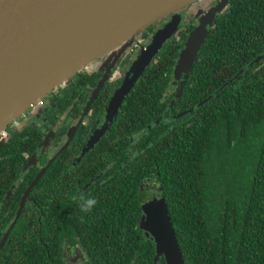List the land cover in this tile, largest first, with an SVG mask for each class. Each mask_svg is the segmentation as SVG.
<instances>
[{"label": "trees", "instance_id": "16d2710c", "mask_svg": "<svg viewBox=\"0 0 264 264\" xmlns=\"http://www.w3.org/2000/svg\"><path fill=\"white\" fill-rule=\"evenodd\" d=\"M224 27L222 37L219 31ZM232 29L223 19L203 43L171 112L193 109L185 122L166 130L117 179L106 182L105 194H91L97 200L94 209L75 214L72 226L61 229V241L80 235L90 264H152L145 252L156 253L155 245L139 227L141 199L146 196L140 193V184L147 178L162 187L185 264H264V56L199 106L264 54L246 49L243 36L232 40ZM164 50L170 58L165 69L153 63L145 70L116 124L129 113L134 92L139 100L140 92L172 88L177 51L170 43ZM11 147L10 141L0 143V156L24 159L23 154L7 152ZM46 225L45 246L38 249L29 239L20 243L25 252H43L42 262L25 260L28 264H52L54 243L47 239L52 238L53 227ZM22 260L1 257L0 264ZM158 264H166L163 257Z\"/></svg>", "mask_w": 264, "mask_h": 264}, {"label": "flooded vegetation", "instance_id": "af4514ba", "mask_svg": "<svg viewBox=\"0 0 264 264\" xmlns=\"http://www.w3.org/2000/svg\"><path fill=\"white\" fill-rule=\"evenodd\" d=\"M195 4L200 7V14L190 12L191 6L179 10L178 32L166 41L150 66L157 63L159 68L165 69L170 58L164 47L170 43L177 51L175 67L188 35L209 9H216L217 13L206 39L225 19L233 28L232 40L237 35L243 36L241 40L245 41L246 49L264 52V0H196ZM171 19L172 16L165 18L144 30L141 33L143 43L138 42L139 47H135L136 41L127 43L121 55L114 58L103 56L88 69L78 72L26 111V118L21 115L15 124L11 122L0 133V143L10 141L12 144L7 152L18 157L24 155V159L0 156V258L22 257L24 262L21 264H28L25 260L35 258L42 262V250L25 252L20 250V243L29 239L38 249L45 246L42 233L44 225L50 224L53 236L47 240L54 243L51 263L90 264L80 235L61 241V229L72 226L75 214H81L73 195L105 194L106 182L117 179L147 147L157 144L166 130L185 122V115H182L185 111L171 114L181 95L174 100L183 80V76L179 80L174 78L173 68L169 91L140 92L139 100L134 92L129 113L123 115L121 124H116L123 104L142 75L125 97L112 123L106 127L109 102L140 48L146 46L154 33ZM224 31L225 27L219 31L222 37ZM140 187V193L146 194L144 200L141 199L142 212L146 203L154 198H164L162 187L152 178H147ZM144 233L155 245L152 237ZM145 253L152 257V264H156L157 253Z\"/></svg>", "mask_w": 264, "mask_h": 264}, {"label": "water", "instance_id": "95a60500", "mask_svg": "<svg viewBox=\"0 0 264 264\" xmlns=\"http://www.w3.org/2000/svg\"><path fill=\"white\" fill-rule=\"evenodd\" d=\"M195 2L0 0V133L78 72L88 69L103 56L114 58L121 55L127 43L136 41L142 44L144 30L172 16L170 22L159 28L151 41L140 48L121 86L112 96L107 109L108 128L134 84L166 41L178 32L179 10L191 6L190 12L200 14V7ZM216 13V9H209L202 16L180 50L173 75L176 80L183 76V80L174 100L181 94L198 59ZM263 56L240 69L199 106L233 83ZM192 111L190 109L182 115ZM140 228L154 240L156 260L163 255L166 264H185L164 198H154L143 206Z\"/></svg>", "mask_w": 264, "mask_h": 264}, {"label": "clouds", "instance_id": "9594fccd", "mask_svg": "<svg viewBox=\"0 0 264 264\" xmlns=\"http://www.w3.org/2000/svg\"><path fill=\"white\" fill-rule=\"evenodd\" d=\"M79 207L80 211L83 213L91 212L97 205V200L94 196L90 194L80 193L79 195H73L72 197Z\"/></svg>", "mask_w": 264, "mask_h": 264}, {"label": "built area", "instance_id": "2783aa9c", "mask_svg": "<svg viewBox=\"0 0 264 264\" xmlns=\"http://www.w3.org/2000/svg\"><path fill=\"white\" fill-rule=\"evenodd\" d=\"M135 47H139V43H138V42L136 43ZM33 108H34V107H33ZM31 109H32V108H31ZM26 116H27V112L23 113L22 116H21V118H26ZM15 123H16V121H14V124H15Z\"/></svg>", "mask_w": 264, "mask_h": 264}]
</instances>
